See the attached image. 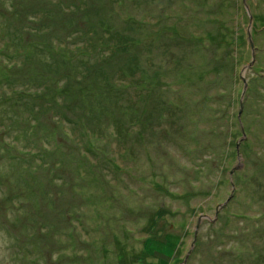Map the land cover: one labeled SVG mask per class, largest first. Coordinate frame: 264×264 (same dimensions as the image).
I'll return each mask as SVG.
<instances>
[{
  "label": "rangeland",
  "instance_id": "374dc122",
  "mask_svg": "<svg viewBox=\"0 0 264 264\" xmlns=\"http://www.w3.org/2000/svg\"><path fill=\"white\" fill-rule=\"evenodd\" d=\"M0 264H264V0H0Z\"/></svg>",
  "mask_w": 264,
  "mask_h": 264
},
{
  "label": "water",
  "instance_id": "95a60500",
  "mask_svg": "<svg viewBox=\"0 0 264 264\" xmlns=\"http://www.w3.org/2000/svg\"><path fill=\"white\" fill-rule=\"evenodd\" d=\"M250 46L252 47V42H250ZM244 88H245V85H244ZM233 186V185H232ZM204 219H207L210 221V219L208 217H204Z\"/></svg>",
  "mask_w": 264,
  "mask_h": 264
}]
</instances>
